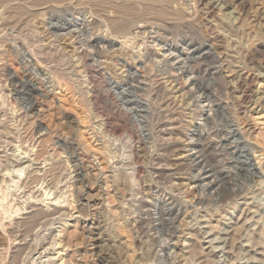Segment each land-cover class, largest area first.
<instances>
[{"label": "rangeland", "instance_id": "obj_1", "mask_svg": "<svg viewBox=\"0 0 264 264\" xmlns=\"http://www.w3.org/2000/svg\"><path fill=\"white\" fill-rule=\"evenodd\" d=\"M263 136L264 0H0V264H264Z\"/></svg>", "mask_w": 264, "mask_h": 264}, {"label": "bare ground", "instance_id": "obj_2", "mask_svg": "<svg viewBox=\"0 0 264 264\" xmlns=\"http://www.w3.org/2000/svg\"><path fill=\"white\" fill-rule=\"evenodd\" d=\"M159 3H160V2H159ZM243 3H244V2H243ZM164 4H166V3H163L162 5H164ZM168 4H169V3H168ZM245 4H247V3H245ZM147 5H148V4H147ZM164 6H165V5H164ZM242 6H243V5H242ZM162 9H164V8H162ZM243 9H246V6H244ZM243 9H242V10H243ZM135 18H136V17H135ZM137 29H138V31H141V32H142L143 30H146V27L143 26V25H140V26L137 27ZM134 31H135V30H134ZM137 35H138V34H137ZM136 38H137V37H136ZM131 39H132V38H131ZM99 41H100L99 43H107V44L110 45V46H111V45H114V44L117 42L115 39L113 40L112 38H111V39H109V38H108V39H103V38H101V39H99ZM105 47H106V46H105ZM112 47H113V46H112ZM112 47H111V48H112ZM172 54H173V52L170 50V54H167V53H166L165 55H166L167 57H170L169 55H172ZM177 55L179 56V54H177ZM178 56H177V57H178ZM180 56H181V55H180ZM177 59H179V58H177ZM190 79H191V78H190ZM211 117H212V116H211ZM200 126H201V125H200ZM2 131H3V130H2ZM263 137H264V136H263ZM219 138H220V137H219ZM222 147H223V146H222ZM194 148H195V147H194ZM195 150H196V149H195ZM195 150H194V151L192 152V154H191V156L193 157L192 159H194V160H196V161H199V163H202V162H201V161H202V160H201V156L199 155V151H195ZM4 164H5V163H4ZM0 165H1V164H0ZM12 165H13V164H12ZM15 165H16V166H18V165L21 166V163H20V162H19V163L17 162V164H15ZM24 165H25V164H24ZM7 169H8V168H7ZM23 170H24V169H23ZM4 171H5V170H4ZM6 171H7V170H6ZM15 171H18L19 173H21L20 171H22V168H21V169L19 168V169L15 170ZM15 171H14V172H15ZM222 171H223V170H222ZM37 172H38V171H37ZM37 172H36V173H37ZM36 173H34V175H33V176H36L35 179L38 178L37 175H36ZM8 174H9V173H8ZM21 174H22V173H21ZM10 175H11V174H10ZM30 175H31V174H30ZM6 176H7V173L4 174V175L2 174V176L0 177V180H1V178H2V180H1L2 182L7 181L6 179L8 178L9 175H8L7 177H6ZM31 178H32V177H31ZM12 179H13V178H12ZM29 179H30V178H29ZM35 179H34V181H36ZM1 181H0V182H1ZM31 181H32V180H31ZM31 181H30V182H31ZM32 182H33V181H32ZM37 182H38V181H37ZM39 183H40V182H39ZM2 184H3V183H2ZM32 191H33V190H32ZM28 193H29V192H28ZM28 193H27V194H28ZM57 202H58V201H57ZM52 203H53V202H52ZM52 203H50V204H51V205H54V204H52ZM57 204H58V203H57ZM34 206H35V205H34ZM39 207H41V206H39ZM32 208H34L33 210H36L37 213H35V215H32V214H31L30 217H29L28 219H26V222H25L26 231H24L25 234H21L19 238H16V244H18V246H17L18 249H17L16 252L14 251L16 254H15V255L13 254V259H12L13 261L16 260V262H17L19 256L21 255V253L23 252V250L27 247V246H26V247L24 248V246L27 245V243H26V240H23L22 238H24L26 235H28V234L32 231V229H34L35 226H37L38 224H40L41 222L39 223V221H41V220L43 221L42 218H45V217H48V216L52 215V214H48L47 212H45L44 210H42V208H41V209H36L35 207H32ZM59 209L61 210V208H59ZM31 210H32V209H31ZM50 210H51V209H50ZM62 210H63V209H62ZM62 210H61V211H62ZM46 211H48V210H46ZM54 211H55V212H54L53 214H55V213L57 214V213L60 212L59 210H57V209H55V208H54ZM63 211H64V210H63ZM32 212H33V211H32ZM34 212H35V211H34ZM17 213H18V212H17ZM56 214H55V215H56ZM28 215H29V214H28ZM26 218H27V217H26ZM23 223H24V222H23ZM17 224H18V223H17ZM20 224H21V222H19V225H20ZM3 226H4V225H3ZM23 226H24V225H23ZM19 227H20V226H19ZM16 228H18V227H16ZM16 230H17V229H16ZM12 231L14 232V230H12ZM12 231H11V232H12ZM13 232H12V233H13ZM22 233H23V232H22ZM10 235H11V234H10ZM17 235H18V233H17ZM29 236H30V235H29ZM18 241H19V242H18ZM30 242H31V241H30ZM28 244H29V243H28ZM29 247H30V246H29ZM31 248H32V247H31ZM24 252H25V251H24ZM18 262H19V261H18ZM4 264H5V263H4ZM16 264H17V263H16Z\"/></svg>", "mask_w": 264, "mask_h": 264}]
</instances>
